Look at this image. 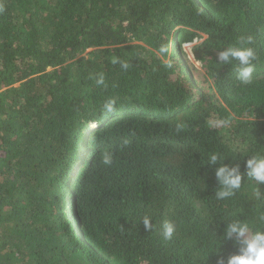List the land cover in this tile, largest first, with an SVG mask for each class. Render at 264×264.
Instances as JSON below:
<instances>
[{
    "label": "trees",
    "instance_id": "1",
    "mask_svg": "<svg viewBox=\"0 0 264 264\" xmlns=\"http://www.w3.org/2000/svg\"><path fill=\"white\" fill-rule=\"evenodd\" d=\"M2 2L0 264H217L238 253L229 223L264 230L256 182L245 175L219 200V164L209 165L219 154L246 173L264 156V0ZM249 35L259 59L244 85L217 52ZM193 42L199 68L183 49ZM98 73L106 88L89 78ZM166 220L177 225L170 241Z\"/></svg>",
    "mask_w": 264,
    "mask_h": 264
},
{
    "label": "clouds",
    "instance_id": "2",
    "mask_svg": "<svg viewBox=\"0 0 264 264\" xmlns=\"http://www.w3.org/2000/svg\"><path fill=\"white\" fill-rule=\"evenodd\" d=\"M6 6L0 0V14L5 13ZM254 44V37L249 35L247 37L241 36L235 45H231L224 50L217 52V59L219 64L227 65L236 61L235 71L236 78L244 85H251L253 83V75L256 71L254 61L259 59L256 50L250 45ZM169 47L161 45L159 48L160 54H167ZM113 64H120L121 67L127 71L131 65L126 61H121L119 58H113ZM198 64L201 61H197ZM171 67V64H168ZM98 87H107L104 73H98L95 76H90ZM116 99L109 98L102 107V114L105 118L114 115L116 112ZM231 121L229 119H214L210 120V125L214 128L229 127ZM90 128L99 127V121L93 120L88 122ZM184 130V124H178L176 131L179 134ZM131 140L125 139L123 145L127 146ZM224 161V160H223ZM103 164L111 166L113 163V156L111 153L105 151L102 158ZM219 164L218 167H216ZM209 165L216 167L215 177L218 182L219 188L215 192V196L219 200H225L234 197L241 189L245 180L255 181L258 185L254 192L256 200L264 199L262 196L259 185H264V156L254 155L246 161V173L241 172L239 164L235 166L221 163L219 154H212L210 156ZM259 221L264 223V214L258 217ZM145 229L149 232L153 231L154 225L149 216H144L142 219ZM121 232L124 231V226L120 227ZM177 231V225L173 221L166 220L161 226V235L167 241H170ZM224 239L234 242L238 249L237 254L230 255L226 260L221 256L217 260V264H264V230L253 231L248 222L235 220L229 223L224 233ZM142 264H149L148 261H142Z\"/></svg>",
    "mask_w": 264,
    "mask_h": 264
},
{
    "label": "rangeland",
    "instance_id": "3",
    "mask_svg": "<svg viewBox=\"0 0 264 264\" xmlns=\"http://www.w3.org/2000/svg\"><path fill=\"white\" fill-rule=\"evenodd\" d=\"M193 44H194V42H193L192 44H184V45H183V49H184L185 52L188 54L189 59H190V62L194 64L195 68H199L198 63H196V62L193 61L192 55H191V53H190V48H191V46H192ZM92 129H93V128H91V130H92Z\"/></svg>",
    "mask_w": 264,
    "mask_h": 264
}]
</instances>
